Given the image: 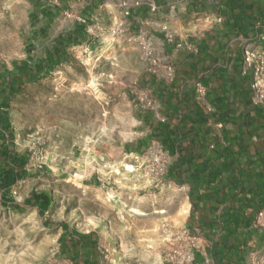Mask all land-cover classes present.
<instances>
[{"label":"rangeland","instance_id":"obj_1","mask_svg":"<svg viewBox=\"0 0 264 264\" xmlns=\"http://www.w3.org/2000/svg\"><path fill=\"white\" fill-rule=\"evenodd\" d=\"M178 1L0 0V88L14 84L16 70L42 66L11 87L6 105L28 176L24 198L0 190V264H73L60 225L97 230L100 264H183L187 254L206 253L211 240L185 223L190 206L171 178L175 158L151 143L145 122L164 118L152 97L168 78L164 48L185 41L171 17ZM211 12L188 13L207 20L197 35ZM58 38L64 46L50 60ZM249 49L264 52V31ZM256 66L264 83V61L252 77ZM137 140L139 152H121ZM31 192L48 201L26 202ZM241 229L248 264H264V207Z\"/></svg>","mask_w":264,"mask_h":264},{"label":"crops","instance_id":"obj_2","mask_svg":"<svg viewBox=\"0 0 264 264\" xmlns=\"http://www.w3.org/2000/svg\"><path fill=\"white\" fill-rule=\"evenodd\" d=\"M177 4V12L173 11L171 17L180 23V36L185 41L180 49L173 44L164 48L171 75L163 84L152 87L153 102L164 118L162 122H151L148 117L145 122L150 125L149 139H154L151 143L158 141L175 158L170 174L186 189L190 206L185 218L188 230L211 240L205 254L195 253L194 263L226 264L225 257L213 254V240L227 233L221 219L227 223L228 216L241 220L252 213L253 224L256 211L252 206L264 207V108L259 106L261 116L252 118L258 113L248 106L253 103L250 76L243 72L244 50L252 47L264 31V0H179ZM151 7L153 11L154 5ZM203 9L212 11V23L197 35L196 30L207 25V20L199 17L192 21L187 15ZM217 15L222 17L221 22H215ZM198 82L206 90L200 103L195 99ZM12 93L10 86L0 88V190L2 196L12 192L24 198V177L28 176L26 156L13 144L15 139L6 112ZM162 124L168 126L163 140L157 128ZM142 144V140L122 144L121 152L137 153ZM240 173L244 182L238 189L228 180ZM5 176L10 180H5ZM218 193L223 196L220 202L216 200ZM44 195L31 192L25 201L42 207L47 199ZM212 205L218 207L213 212ZM238 209L241 214L237 216ZM206 219L218 224L216 230L205 226ZM62 226L63 239L73 237L78 242V234H84L89 245L84 247L79 241L80 256L73 261L84 264L82 254L93 248L91 243H96L97 230ZM242 227H237L240 237ZM258 237L264 243V230ZM240 248L245 254L242 264H248L247 248ZM95 249L99 255L97 244ZM65 252L72 253L67 249Z\"/></svg>","mask_w":264,"mask_h":264},{"label":"trees","instance_id":"obj_3","mask_svg":"<svg viewBox=\"0 0 264 264\" xmlns=\"http://www.w3.org/2000/svg\"><path fill=\"white\" fill-rule=\"evenodd\" d=\"M73 33L70 32L67 34L66 38L67 37H70L72 36ZM62 42L64 43L65 40L64 38H58V40L51 45V49L48 51L47 53V58L50 59V60H53L54 58L56 57H59V53H61L62 51V47L64 46V44H62ZM42 68L41 65H39V63H37V65H35L31 70H29L28 68L27 69H18L16 70V74L14 76V84L10 85V87L12 86H18L20 85L21 83L24 82L25 79H32L33 77H37V75L40 73V69ZM249 75V74H248ZM250 76V75H249ZM250 80H251V77H250ZM249 89H250V92H251V95H250V99H252V90H251V87L249 85ZM253 105V106H252ZM252 105H248L249 108L251 107L252 109H255L256 110V113H258V115H255L254 117L252 118H258L259 116H261L260 112H261V108L257 105H255L254 103H252ZM255 113V114H256ZM168 127V126H167ZM165 126V124H162L161 126H158L157 128L160 129V134L158 133V135H160V139L163 140L164 138V131L165 129L167 128ZM243 176L241 175V173L238 175V176H233L231 180H228L230 181L231 185L236 187L238 186L240 189L241 188V184H243ZM5 180H10L8 177L5 176ZM259 197H262L261 196V193H258L257 194ZM222 194H217L216 196V200L218 202H220V200H222ZM46 202L48 201L47 199H45ZM262 200V199H261ZM253 207V210L258 212V210L260 208H262L261 205H258V206H252ZM218 207L216 205H212L210 206V211L213 212L217 209ZM233 210H236L235 207L231 208ZM224 212V211H223ZM222 212V213H223ZM241 214V210H237L236 212V215H240ZM244 214V212H243ZM250 217L247 218V219H244V217H242V219L240 220L239 218H237L236 216H228L227 219L230 220V222H223V220L221 219V222L224 226H226V235L224 236H220L216 241L213 240V247L215 248L214 250V257H225L226 258V261L227 263L226 264H242L244 263V250L240 248V246H245L246 243H247V240H242V238L240 237V235L237 233V227H239L240 225L241 226H247L249 224H251L252 222V213L251 215H249ZM205 226L209 229H213V230H216L217 228V223L216 222H213L212 220H209L206 219V222H204ZM78 242L80 241L83 246H87L89 245L88 244V241L85 239L84 237V234L82 233H79L78 234ZM64 243H65V251L66 249L69 251L71 250L72 253H66L68 255V257L70 259H72L73 261H75L76 259L79 258V254H78V248H77V240H75L73 237H70V238H65L63 239ZM69 246H71L72 248H69ZM91 246L93 247L91 249V251H87L85 250L86 252L84 254H82V256L84 257L83 258V262L84 264H100V258H99V255L96 251V249L94 250V247H96V243H91Z\"/></svg>","mask_w":264,"mask_h":264},{"label":"built area","instance_id":"obj_4","mask_svg":"<svg viewBox=\"0 0 264 264\" xmlns=\"http://www.w3.org/2000/svg\"><path fill=\"white\" fill-rule=\"evenodd\" d=\"M124 12L128 13L129 11V5L124 4ZM215 22H221L222 17L220 15H217L216 18L214 19ZM212 23V21H211ZM210 27V26H208ZM264 61V52L263 51H258L256 49H249L246 48L243 53V72L246 74H249L251 77L250 80V87L252 90V102L264 108V83L262 82V79L257 76V70L258 67L256 66L255 68V77H252V71H253V76H254V70H253V64L256 63H263ZM169 69H168V75L169 76ZM205 87L201 83H196L195 87V99L197 102H201L204 100L205 97ZM158 152H161V147H159ZM259 215H262L261 212H259ZM183 264H195L194 263V257L193 254H187L183 257L182 260Z\"/></svg>","mask_w":264,"mask_h":264}]
</instances>
